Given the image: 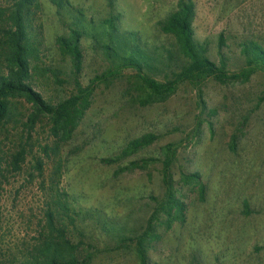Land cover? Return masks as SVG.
Listing matches in <instances>:
<instances>
[{
	"label": "rangeland",
	"instance_id": "374dc122",
	"mask_svg": "<svg viewBox=\"0 0 264 264\" xmlns=\"http://www.w3.org/2000/svg\"><path fill=\"white\" fill-rule=\"evenodd\" d=\"M4 1L0 0L1 6ZM69 1L95 24L117 16L115 24L121 32L135 33L150 53L161 54L157 81L178 71L175 41L160 31L158 23L176 10L180 0ZM191 1L195 37L207 46L212 61L218 64L222 55L228 72L244 67L241 43L253 40L264 48V0ZM39 2L45 65L60 75L59 80L49 74L39 77L34 87L46 100L57 102L74 90L70 64L56 46V38L68 32L50 1ZM81 46L84 62L79 80L86 86L109 65L100 52L93 51L90 39ZM134 73L124 71L111 84L96 85L73 140L61 149L64 168L59 189L81 214L72 229L73 240L81 241L93 255L90 264H139L135 238L155 213V237L147 252L150 264H264L262 73L227 84L207 79L200 92L181 83L165 100L144 105L146 93ZM17 103L21 113H29V104ZM49 128L43 119L30 132L21 124L0 131L4 158L19 141L27 144L21 170H8L0 184V264L19 259L44 226L51 161L42 155L40 145L52 143ZM145 134L158 139L119 163H100ZM167 145L173 151L170 184L184 206L183 214L170 223L161 211L166 192L162 149ZM35 160L43 162L41 173L34 169ZM141 160H147L145 166L122 171ZM194 173L204 186L202 200L197 185L184 180ZM93 213L98 215L96 221ZM105 221L117 224V233H106L101 228Z\"/></svg>",
	"mask_w": 264,
	"mask_h": 264
},
{
	"label": "trees",
	"instance_id": "16d2710c",
	"mask_svg": "<svg viewBox=\"0 0 264 264\" xmlns=\"http://www.w3.org/2000/svg\"><path fill=\"white\" fill-rule=\"evenodd\" d=\"M49 1L68 32L56 38V46L61 58L69 62L74 81V90L70 96L57 102L46 100L34 87L39 77L44 78L49 74L54 80H59L60 75L58 70L45 65L46 47L39 0H5V6L0 5V131H5L9 124H21L26 132H30L36 123L46 119L52 138L51 144L40 145L42 155L51 161L44 226L34 239V244L21 252L19 259H13L9 264H90L93 255L83 248L81 241L75 242L72 238V229L81 214L72 208L68 195L61 191L59 186L64 168L61 149L73 140L74 133L90 106L96 85L99 82L111 84L122 72L133 71L146 93L141 104H153L165 100L174 93L179 84L185 82L200 92V86L207 79L227 84L247 81L257 72L262 73L264 77V48L256 41H244L240 45L244 67L239 72H228L222 55L219 63H215L207 55V46L195 37L193 1L180 0L176 10L158 23L160 31L174 39L180 63L178 71H171V78L166 77L161 82L155 79L163 61L161 54L150 53L135 33L121 32L115 24L117 16L111 15L108 19L95 24L92 19L87 21L84 13L73 7L69 0ZM84 39L92 41L93 51L100 52L109 65L86 86L79 80L84 62L81 46ZM222 44L223 40L220 37V48ZM19 100L30 105L29 113L23 114L19 111L16 106ZM263 100L264 96L260 101ZM29 134L27 133L28 137ZM21 138H25L24 135ZM157 139L158 136L155 134L142 135L129 141L118 155L100 159V163L104 165L119 163L150 146ZM26 146L27 144L19 141L12 153L5 158L0 156V184L8 170L11 172L21 170V163L27 156ZM162 150L166 153L162 172L166 192L161 211L166 213L167 222L170 223L183 214L184 206L175 197L170 184L169 168L173 154L171 145L165 146ZM146 162L147 160L132 162L122 171L145 166ZM34 169L41 173L43 162L35 160ZM184 180L197 185L199 199L202 200L204 186L199 181V175L190 174L184 176ZM87 215L84 214V217ZM155 215L154 213L148 219L143 233L135 238L134 249L139 264H150L147 252L155 237L153 236ZM97 217V213H93L92 221H96ZM101 228L106 233L115 234L118 225L112 221L109 223L105 221L102 222Z\"/></svg>",
	"mask_w": 264,
	"mask_h": 264
}]
</instances>
